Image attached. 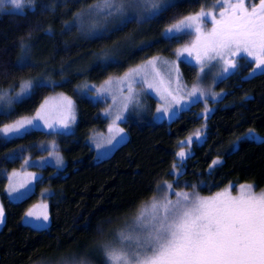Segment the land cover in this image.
<instances>
[{"label": "trees", "instance_id": "trees-1", "mask_svg": "<svg viewBox=\"0 0 264 264\" xmlns=\"http://www.w3.org/2000/svg\"><path fill=\"white\" fill-rule=\"evenodd\" d=\"M95 1L36 0L34 12L0 11V89L31 78L57 81L37 88L30 99L15 104L8 114H0V129L35 113L44 99L56 92L70 97L78 113L75 129L69 133L43 129L12 137L0 133V206L5 213L0 223V264H56L60 258L78 256L69 262L73 264L83 260L82 253L104 264L103 253L95 247L110 242L112 232L156 194L160 183L169 182L175 190L193 189L201 195L230 184L264 189V73H253L252 61L247 59L239 60L232 72L216 82L214 89L221 95L215 101L209 99L211 111L206 115L204 103L196 101L169 120H132L125 124L127 138L110 155L97 157L88 137L103 130L107 118L102 115L101 102L79 93L78 85L121 74L157 51L174 54L167 42L178 46L181 37L168 38L164 29L214 0H174L175 7L147 21L135 18L118 31L103 32V37L84 36L71 22L76 13ZM66 22L72 25L70 31L65 30ZM164 40L166 47L161 46ZM25 51L30 63L21 67L17 61ZM104 52L116 60L98 59ZM178 67L181 75L195 79L193 65L178 62ZM195 130L202 136L188 144V156L181 161L176 155L180 143ZM48 142L55 145L64 166L37 167L40 175L34 189L20 200H11L8 173L27 155L47 150L41 145ZM216 159L220 163L210 168ZM41 196L47 202L49 221L35 226L24 219Z\"/></svg>", "mask_w": 264, "mask_h": 264}, {"label": "snow or ice", "instance_id": "snow-or-ice-1", "mask_svg": "<svg viewBox=\"0 0 264 264\" xmlns=\"http://www.w3.org/2000/svg\"><path fill=\"white\" fill-rule=\"evenodd\" d=\"M175 6L174 0H97L96 4L89 6V14L97 12L103 13L106 18L114 15L122 17L119 24L113 28V31H118L136 18L126 15L127 13L143 10L150 11L156 16ZM218 6L222 9L219 12V19L215 12H205L202 9L165 28L163 35L172 38L183 33H195V41L190 47L184 48L183 52H186L188 57H193L195 54V64L200 68L197 80L214 66V62L219 61L223 62V67L215 75L226 77L238 66L239 53L254 59L253 73L257 70L264 73V0H259L258 4H250L249 0H215L213 8ZM36 7V0H0V10L11 8L25 14V9L34 12ZM205 18H210L213 24L211 31L207 33L202 31ZM71 27V24L65 23V30L70 31ZM47 31L52 34L51 29ZM97 35L103 37L104 33L100 32ZM25 47L22 43V51ZM181 55V52H177L178 58ZM157 59L148 60L142 67L130 69L119 80L110 79L105 81V84L126 83L129 95L125 99L127 102H132L136 95L134 84L140 82L147 84L149 88L153 87L147 82L146 70L150 67L155 72ZM17 63L21 67L30 63L26 51ZM156 75L159 73L156 72ZM46 83L51 81H43L40 78L22 80L19 83V91L12 96L6 97L0 94V102H3L0 114H8L15 104H22L30 99L34 91ZM97 91L103 92L105 89L101 88ZM169 95L172 93L169 92ZM210 95L215 101L220 93L211 92ZM188 96L204 99L206 93L203 89L194 86ZM172 99L179 105L180 99L184 97L177 99L173 96ZM60 100L56 118L51 117L50 114L46 115L50 110L42 105L41 110H38L32 118L20 119L11 126H5L0 129V133L4 137L20 136L29 129L38 127V122H42L43 127L52 132H56L59 128H67L70 120L75 119L72 101L67 97H60ZM205 103L203 112L206 115L211 109L207 107V101ZM163 111L165 115H169L168 107ZM120 119L122 116L117 115L116 120ZM123 131L119 129L117 135ZM201 136L202 134L197 132L195 139L199 140ZM191 142L190 137L188 143ZM176 155L183 161L188 153L180 151ZM56 163H62L59 155H56ZM219 163V159L213 160L209 167L212 168ZM173 167L175 168L176 165L174 164ZM165 187L169 191L172 190L171 183H166ZM253 189L254 185H241L238 197H232L225 190L210 198H202L194 193L175 192L177 197L175 201L153 200L149 206L139 212L131 226L117 233L112 241L103 245L105 264H264V192L257 195ZM44 208L46 209L47 205H44ZM26 215L31 217L33 213L28 212ZM4 216V209L0 206V223H3ZM41 218L45 222L49 220L46 212L37 217V219ZM62 264L68 262L63 261ZM73 264H85V262L80 260L74 261Z\"/></svg>", "mask_w": 264, "mask_h": 264}, {"label": "rangeland", "instance_id": "rangeland-1", "mask_svg": "<svg viewBox=\"0 0 264 264\" xmlns=\"http://www.w3.org/2000/svg\"><path fill=\"white\" fill-rule=\"evenodd\" d=\"M96 3L97 1L92 2L87 6H85L80 12L75 14V17L71 22L72 24L76 25V28L78 29L79 33L84 36H94L100 32H107L111 28L116 27L119 24L120 20L122 19V17L116 15L106 18L103 15V13H97V12H93L92 14H89V6L94 5ZM214 3L215 0L212 1V3L208 4L207 6L199 8L196 11H193L187 15H183L175 19L168 27H170L175 23H178L181 19H183L186 16L196 14L202 9L205 12L208 11L215 12L217 19H219V12L222 9L219 6L213 8ZM249 3L258 4L259 0H249ZM4 10H14V9L8 8ZM126 15L135 16L136 19L139 20V22L147 21L149 17L153 16L150 11H143V10L127 13ZM212 27L213 24L211 23V19L205 18L202 24V31L205 33L210 32ZM176 36L181 37V42L178 46H176V44L167 42L168 43L167 47H169L168 49L171 50V52H174V54L172 53L161 54L160 52L157 51L158 53L155 52L151 57H146L142 59V61L136 62L134 65L128 67L121 74L110 76L98 83L92 81H83L78 85L77 90L79 91V93L88 96L93 101L101 102L102 115L107 118L106 127L103 130H95L91 132V134L88 137V140L95 149L98 158H103L110 155L112 151L127 138V130L125 124H127L128 122H131L132 120L139 118H147L152 122H157L162 119L169 120L175 117L181 110H184L185 108L189 107L192 103L196 101H202L204 103V107L206 106L205 102L207 101V107H210L209 99H212L210 95L211 92L220 93L221 95V91L214 89V87L216 85V82L222 78V77H216L215 74L222 70L223 62L222 61L214 62V66L211 67L205 74H203L200 80H197V74L200 72V68L195 64V60H194L195 54H193V57H188V54L186 52H183L184 48L190 47L193 41H195L196 39L195 33L194 32L191 34L183 33ZM120 44H122V42H120ZM165 44L166 41L164 40L161 46L166 47ZM115 48H117L116 45H114V49ZM177 52L182 53L180 58L177 57ZM97 58L100 60L103 59L105 60L106 58L110 59V61L116 60L115 57H112L109 52L101 53V55H98ZM153 58H158L156 62L155 72L150 67L146 70L148 73L147 82L149 84H152L153 87L149 88L147 87V84L140 82L134 84L133 89L136 95L132 102H127L125 99L129 95L126 83L125 84L113 83L111 85L105 84V81H108L110 79L112 81L119 80L130 69L135 68L137 66L142 67L146 61L151 60ZM241 59H247L255 63L253 58L247 57L246 54L244 53L238 54L237 63ZM178 62L184 63L185 66H187L188 64L193 65L196 68L195 79L190 80V78H188L187 74L185 73L184 76L181 75V73L178 70L179 68ZM156 72H158L159 75H156ZM186 72L189 73L188 70H186ZM39 78L43 81H51V83L57 82L53 78H43V77L42 78L39 77ZM63 78L61 77V80H64ZM194 86L203 89L205 91L206 96L204 99H194L188 96V93L192 90ZM101 88H104L105 91L98 92L97 89H101ZM17 91H19V85L16 87L11 86V87L2 88L0 89V94L5 95L7 97V96H12ZM169 92L172 93V95H169ZM173 96H175L177 99L184 97V99H180V104L177 105L173 102L172 99ZM60 97H67L72 101L70 97L66 96L62 92H56L50 94L44 99L43 103L35 111V113L29 116L21 117L12 122L6 123L1 127V129L5 126L13 125L20 119L32 118L33 116L36 115L38 110H41L42 105H45L50 110V112L46 113V115L50 114L51 117L56 118L58 116L57 106L61 103ZM126 103H127V108H125ZM2 107H3V102H0V108ZM165 107H168L169 115H165L163 111ZM157 109H161V111H157ZM72 112L74 114L75 119L70 120V123L67 128H59L58 130L66 133L74 131L78 120V113L73 101H72ZM117 115H121L122 119L116 120ZM38 124H39L38 127L31 129H43L45 131H52L48 128L43 127L42 122H38ZM119 129H123L124 131L119 135H117ZM197 132L199 131L198 130L193 131L191 134H189L181 141L180 149L178 152L185 151L187 153L189 138L191 137L192 141L196 140L195 137ZM8 137H12V136L10 135ZM45 147L47 150H45L41 154L27 155L18 168L8 173L7 194L11 200H20L34 189L35 181L38 179L40 175L39 171L36 169L37 167L40 168L47 164L55 165L57 167L64 166L63 158L57 151L55 145L52 142L51 143L48 142L45 145L44 144L41 145L42 149ZM50 153H52V155H50ZM56 155H59L62 158L61 164L56 163ZM166 183L169 182L160 183L156 194L151 199L143 203L137 209L136 213L129 220H127L126 223H124V225L120 227V229L119 228L115 229L112 232L111 241L113 240L114 236L117 233L121 232L122 230H126L127 227L131 226L133 220L139 214V212L145 207L149 206L153 202V200L162 202L165 199H171L175 201L177 199V197L175 196V192L194 193L195 195H198L202 198H210L215 196L216 194L224 192L225 190H227L232 197H238L240 195V186L247 185L246 183L238 184V185L230 184L216 191L213 194L201 195L193 189H186V188L179 190H175L172 188V190L169 191L165 187ZM21 185L24 186L21 187ZM13 189H15V191H12ZM253 191L255 194L259 195L260 193L264 192V189L261 190L253 189ZM44 205H47V202L46 199L43 198V196H41L40 199L36 203H34L28 210V212L33 213V216L29 217L26 215L24 220L35 226L46 225L49 220L45 222L43 221L42 218L37 219V217H40L41 214L44 212H46L48 215V207L45 209ZM105 243H106L105 241L101 242L99 245L95 247L100 253L101 252L103 253V258H104L103 245ZM79 256L83 258L85 264H99L97 260H91L87 258L85 253H82ZM76 257L78 256L68 257L67 259L60 258L59 260L56 261V264H58V262H61L62 264L63 261H67L68 264H71L69 262L75 260ZM88 259L94 263L88 261ZM40 264H52V262L43 261ZM104 264H105V260H104Z\"/></svg>", "mask_w": 264, "mask_h": 264}, {"label": "flooded vegetation", "instance_id": "flooded-vegetation-1", "mask_svg": "<svg viewBox=\"0 0 264 264\" xmlns=\"http://www.w3.org/2000/svg\"><path fill=\"white\" fill-rule=\"evenodd\" d=\"M252 65H253V69H254V68H255V63H254V62H252ZM253 69H252V70H253Z\"/></svg>", "mask_w": 264, "mask_h": 264}]
</instances>
